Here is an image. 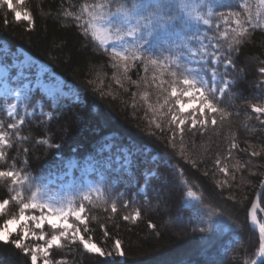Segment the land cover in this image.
Segmentation results:
<instances>
[{"label": "trees", "instance_id": "16d2710c", "mask_svg": "<svg viewBox=\"0 0 264 264\" xmlns=\"http://www.w3.org/2000/svg\"><path fill=\"white\" fill-rule=\"evenodd\" d=\"M100 2L102 0H24L18 10L32 14L31 29L24 21L16 22L11 11L0 9V46L4 44L10 51L20 49L47 65L77 93L76 99L59 98L60 107H53L41 94L32 95L33 103L27 107L32 115L17 110L25 124L19 128V135L10 136L11 147L4 149L6 157L0 161V170L14 168L22 174L50 182V193L55 195L58 186L86 183L83 162L105 156L106 153L100 150L106 144H112V148H127L133 156L132 175L123 169L116 171L120 168L116 163L108 172L118 184L111 197L117 203V212H111V201L109 204H86L82 215L87 217L90 231L84 233L83 226L78 225L85 238L91 236L92 242L106 251L111 250L116 239L121 240L125 256L99 257L87 253L77 242L70 249H51L49 255L53 264H243L259 247L258 234L248 223V212L264 176V152L257 157L251 155L253 148L257 151L264 148V123L260 122L264 117L257 119L251 109L254 103L264 105V74L259 72L264 66V27L253 29L246 24L250 35L231 53L233 65L224 77L231 83L219 102L230 116L217 126L209 124L204 132H197L195 136L186 132L187 159L175 155L169 163L173 150L168 145V135L157 132L156 136H148L142 131L147 127L144 109L138 107L134 111L131 107V92L143 91V82L140 81L139 89L128 82H125L128 92L120 89L112 80L115 70L111 67L110 46L106 50L99 41L92 39L91 33L85 35L80 27L83 21L74 19L83 4ZM220 2L226 6L216 9L217 12L235 10L243 15L241 5L247 2L255 11L257 0ZM215 23L220 24L221 31L226 27L222 21ZM208 34L218 33L213 28ZM221 44L222 50H226L227 41L222 40ZM219 67L223 72V64ZM152 74L151 69L145 74L142 66L129 72L132 80L137 81L141 76L151 77ZM89 80L93 81L91 85ZM149 91L154 102L156 91ZM109 92L112 94L108 95ZM37 101L42 104L41 112L35 109ZM136 102L139 105L138 98ZM3 103L0 100V121L6 125L19 119L18 116L8 117ZM49 112L53 114L51 118L47 115ZM217 119L219 121V116ZM4 130L15 133L6 127ZM233 139L239 148L232 150L235 159L227 163L231 166L236 160L248 162L249 169L237 173L231 187L217 188L216 180H223L224 176L218 172L214 160L217 155L221 158L227 155ZM42 140L59 147H49L40 143ZM244 149L247 151H242ZM179 150L178 142L175 151L178 153ZM73 160L76 167L69 177L65 173ZM192 161H195V167ZM152 172L160 179L152 178ZM253 172L256 174L252 175ZM145 173H149L147 184ZM88 178L98 180L99 172ZM184 181L188 183L184 184ZM8 184L10 181L0 180V201L15 194L8 191ZM141 187L146 190V196L138 192ZM188 187L202 195L208 207L221 213L213 217V227L205 234L193 231L197 227L195 213L184 207ZM122 192L125 195L121 196ZM28 195L30 193L26 192L25 196ZM230 195L235 199H228ZM164 199L168 203L160 207L159 202ZM125 202L128 207H124ZM18 207L10 200L9 211L0 217V224L13 212L18 213ZM136 209L141 211L136 223L123 220L124 215H130ZM260 209L263 215L258 214V220L264 222V200H260ZM69 222L73 223L74 219L69 217ZM150 223L155 228L148 227ZM105 230L109 233L107 238ZM44 232L46 239L49 238L51 229L45 226ZM0 264H30V258L11 245L0 244Z\"/></svg>", "mask_w": 264, "mask_h": 264}, {"label": "snow or ice", "instance_id": "6c2138e0", "mask_svg": "<svg viewBox=\"0 0 264 264\" xmlns=\"http://www.w3.org/2000/svg\"><path fill=\"white\" fill-rule=\"evenodd\" d=\"M23 3L24 0H15V3L13 0H0V9L11 11L16 22L24 21L31 29L32 14L27 10H18V6ZM225 6L220 0H102L100 3L83 4L80 14L74 16L75 21H83L80 27L85 35L91 33L92 39L99 41L106 50L110 46L111 67L115 70L112 80L120 89L129 91L125 82L139 89L140 81L143 82V91L131 92V107L134 111L138 110V107L144 109L143 119L147 122V127L142 131L148 136H156L157 132L168 135L167 142L173 150L169 163L175 155L187 159L184 146L186 132L195 136L197 132H204L209 124L217 126L230 116L229 112L219 106V102L231 83L224 78L228 74L229 66L233 65L231 53L237 50L235 46H239L243 39L250 35L246 24L253 29L264 27V0H257L255 11L251 4L245 2L241 5L243 15L235 10L226 13L216 11ZM67 15L72 16L73 13ZM85 16L87 19H84ZM216 21H222L226 27L221 31L220 24L215 23ZM5 23L8 21L5 20ZM213 28L218 34L209 35ZM222 40L227 41L226 50H222ZM221 64L223 72L219 67ZM140 66L145 74L150 69L153 74L151 77L141 76L139 81L132 80L129 72ZM259 72L264 74V66L259 68ZM41 75L42 73L37 74V87H44L39 78ZM26 80H29V76L23 71V65L17 63L14 57L7 60L6 57L0 56V99L4 101L3 110H6L8 117H19L15 122L6 125L4 121H0V161L6 157L4 149L11 147L10 136L19 135V128L25 124L24 117L19 116L17 111L18 106L24 105L25 115H32L27 111L33 100L29 94L30 81L25 82ZM13 82L15 87L12 86ZM92 83V80L88 81L89 85ZM150 89L156 91L154 102ZM55 91L60 96L67 95L59 87ZM101 94L104 93L101 91ZM9 100H15L17 103H9ZM52 106L60 107L55 97ZM36 107L41 105L37 104ZM251 109L256 113L257 119L264 117V105L254 103ZM47 115L51 118L53 114L49 112ZM260 122L264 123V120ZM5 127L15 130V133L5 131ZM107 139L110 140L111 137ZM178 142L180 150L177 153L175 150ZM40 143L53 148L59 147L57 144H49L48 140H42ZM111 148V144H106L101 151H110ZM238 148V143L233 139L227 155L223 158L216 156L214 165L224 176L223 180H216L217 188L231 187V181L237 179L236 174L249 169L248 162L236 160L231 166L227 163L228 160L235 159L232 150ZM262 152L264 148L259 151L253 148L251 155L257 157ZM24 163L27 164V161ZM96 163L104 169H96L99 172L98 180L58 186L55 195L50 193V182L28 173L22 174L14 168L0 170V180L10 181L6 187L9 192L15 193L10 199L0 201V217L9 211L10 200L19 206L18 213L13 212L0 224V244L13 246L25 257L30 258V264H53L49 255L51 249H70L71 245L77 242L87 253L99 257L125 256L121 240L116 239L111 250L106 251L92 242L91 236L85 238V235L81 234V227L78 226H83L84 233L90 231L87 217L82 215L86 211V204H109L111 201V212H117V203L111 197L118 184L108 174L113 169V158L108 156ZM115 163L120 165L116 171L123 169L128 175H132L130 168L134 158L127 148H123L121 154L115 156ZM192 166H196L195 161H192ZM72 167H75V161L69 165V169ZM150 175L160 179L156 172ZM205 175L208 173L205 172ZM144 176L147 184L149 173ZM187 183L188 181H184V184ZM260 188L264 189V180H261ZM139 191L147 195L144 188ZM26 192L30 193L27 197ZM186 195L184 207L191 208L195 213L197 227L193 231L207 233L213 227V217L221 213L208 207L205 198L192 187L187 188ZM228 199L235 197L230 195ZM259 200H264V194L252 203L250 210L252 222L258 225L259 247L243 264H257L256 257L264 258V223L257 221L256 213ZM160 203L167 205L168 201L164 199ZM124 207H128L127 202ZM33 211L39 214H26ZM69 217L74 219L73 223H69ZM140 217L141 211L136 209L132 214L124 215L123 220L136 223ZM45 225L51 229L47 239ZM100 227L104 228V225ZM148 227L155 228V225L150 223ZM108 235L105 230L104 236L107 238ZM29 240L43 243L30 244L27 243ZM260 264H264V259Z\"/></svg>", "mask_w": 264, "mask_h": 264}, {"label": "rangeland", "instance_id": "374dc122", "mask_svg": "<svg viewBox=\"0 0 264 264\" xmlns=\"http://www.w3.org/2000/svg\"><path fill=\"white\" fill-rule=\"evenodd\" d=\"M0 49H4V51H0V56L6 57L7 60H11L14 57L17 63L23 65V71H25V73H27L29 76V80H26L25 82L30 81L29 94L31 96L34 95L35 93L41 94L46 99L50 100L51 103H52L53 97H55L57 100L59 98H74V99H76L77 93L75 91V88H73L71 85L64 84L63 81L61 80V78L58 77L57 75L53 74L50 71V69L47 66H45L44 64L34 60L33 58L29 57L26 53H24L20 50H18L16 52L15 51L8 52V49H6L4 46L0 47ZM25 61H27V63H25ZM38 73H42V75L39 78L43 81L44 87H37L36 86V80H37V74ZM263 84H264V81H263ZM12 86L13 87L16 86L14 82H13ZM57 87H59L67 95L60 96V94L55 91V89ZM50 93H51V95H50ZM9 102L10 103H17L15 100H9ZM37 104L41 105V103L39 101L36 102V105ZM18 108H25V106L19 105ZM36 109L39 111H42V105H41V107H36ZM103 148H104V146L102 147V149ZM122 149L123 148H120V149L119 148H111L110 151H104L106 153L105 156H102L98 159H89L88 161H86L83 164L82 170H84L86 175L91 174L93 172H98L96 169L100 170L101 165L99 163H96L97 161H100L102 159H106L108 156H111L113 158V163H115V156L118 154H121ZM117 166L120 167V165H117ZM72 168L71 169L68 168L66 175L70 176ZM90 168L92 170H89ZM87 180L89 181L88 178H87ZM141 188H144V187H141ZM138 192L141 193L140 191H138ZM141 194H144V193H141ZM186 200H187V198H186ZM159 206L164 207V204L159 202ZM45 226H47V225H45ZM47 227H49V226H47ZM39 231L40 230H37V232H39ZM27 243L31 244V243H43V242L42 241H31V240H29V241H27Z\"/></svg>", "mask_w": 264, "mask_h": 264}, {"label": "water", "instance_id": "95a60500", "mask_svg": "<svg viewBox=\"0 0 264 264\" xmlns=\"http://www.w3.org/2000/svg\"><path fill=\"white\" fill-rule=\"evenodd\" d=\"M262 180H264V176H263V179H262ZM263 190H264V189H261V188L259 187V189H258V191H257V193H256V195H255V197H254V199H253V202L258 201V198L262 195ZM253 202H252V203H253ZM251 206H252V204H251ZM251 206H250V208H249V212H248V223H249L250 228H251L253 231H255V232L259 235V231L256 229V226H255V224L252 222V219H251V216H250ZM259 210H260V200H259V207L257 208L256 213H257V211H259ZM256 259H257V264H260V261H261L262 259H264V258L257 257Z\"/></svg>", "mask_w": 264, "mask_h": 264}, {"label": "bare ground", "instance_id": "6f19581e", "mask_svg": "<svg viewBox=\"0 0 264 264\" xmlns=\"http://www.w3.org/2000/svg\"><path fill=\"white\" fill-rule=\"evenodd\" d=\"M255 226H256V229L258 230V225L257 224H255ZM259 231V230H258Z\"/></svg>", "mask_w": 264, "mask_h": 264}]
</instances>
